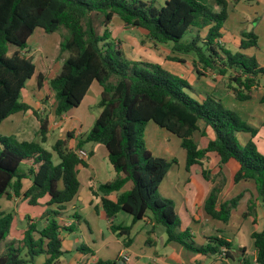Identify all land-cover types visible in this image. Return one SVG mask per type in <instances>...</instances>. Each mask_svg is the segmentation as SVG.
I'll list each match as a JSON object with an SVG mask.
<instances>
[{
  "label": "trees",
  "instance_id": "1",
  "mask_svg": "<svg viewBox=\"0 0 264 264\" xmlns=\"http://www.w3.org/2000/svg\"><path fill=\"white\" fill-rule=\"evenodd\" d=\"M212 1L215 10L198 0H165L162 5L156 0H0V123L10 115L27 110L38 120L37 140L18 141L0 135V198L22 195L29 205L37 206L45 200L46 206L35 223L26 216L21 239L6 245L0 253V264H37L35 259L39 256L44 257L40 264L58 263L64 253L62 231L76 229V224L62 228L59 218L65 215L66 204L78 193L79 165H86V160L78 158L75 150L83 149L89 142L105 146L116 174L113 179L99 183L96 189L90 187L91 193L100 197V207L110 221V230L116 236H125L126 247L132 243V224L145 220L152 225L151 232L155 225L164 226L167 243H180L209 257L224 253L217 264H264V228L251 233L255 249L253 262L245 256L244 247L235 254L230 242L214 235L207 237L205 244L194 246L189 230L180 227L172 201L162 200L158 195L161 182L177 161L154 155L145 141L149 122L175 135L185 151L186 169L200 166L206 180H210L211 170L202 167V161L209 155L216 158L215 175L221 181L211 187L203 211L207 217L226 223L241 194L218 203L225 183L222 167L227 168L232 185L252 181L257 198L264 203V153L253 140L257 128L218 99L207 96L197 100L189 93L191 87L184 78L151 62L128 60L120 41L109 36L108 26L118 16L125 25L142 29L153 42L170 43L173 51L193 54L205 67H217L220 73L231 69L235 73L231 80L237 86L233 88L234 94L246 100L250 89L257 84V76L264 75V67L259 66L254 56L242 51L232 53L219 43L229 3ZM92 13L102 16L100 33L95 29ZM36 28L45 33L58 32L59 50L69 54L59 73L49 80L56 117L79 106L91 83L97 82L101 87L97 104L100 112L88 133L77 137L75 149L68 147V141L74 137L71 131L57 139L51 150L45 149L48 117L20 100L22 89L35 73L27 41ZM194 29L191 39L183 38ZM203 29L205 34H201ZM242 36L240 49L256 45L257 36L252 31H244ZM42 77L37 73L38 87ZM199 120L213 134L202 147L193 137L199 130ZM239 132L250 135L243 145L237 139ZM53 152L58 163L53 162ZM26 178L30 185L22 190V181ZM111 194H115L114 199L110 198ZM254 209L255 203L250 201L247 214L252 215ZM121 211L131 216L130 225L112 222ZM12 219V213L0 212V243L9 234ZM78 250L93 253L82 245ZM112 262L115 263L96 259L93 264Z\"/></svg>",
  "mask_w": 264,
  "mask_h": 264
},
{
  "label": "crops",
  "instance_id": "2",
  "mask_svg": "<svg viewBox=\"0 0 264 264\" xmlns=\"http://www.w3.org/2000/svg\"><path fill=\"white\" fill-rule=\"evenodd\" d=\"M156 1L160 5H162L165 2V0H156ZM227 1L229 3V6H232V7L239 6V5L243 7L245 6L244 0H231V2H229V0ZM260 2H264V0H255L256 4ZM247 7L248 6L246 5L245 8ZM245 23L247 24L248 20H245ZM134 29H138L144 33V31L138 27H135ZM125 31L127 30H123L121 32L122 37L125 38L122 44L125 47H127V49L130 51L132 58L138 57V58H143V61H147L151 63L157 61V62H162L167 65L168 64L172 65L171 68L174 71L182 72L183 75L179 77H182L185 80H187L188 84H189L188 80H190L193 83H206L210 85V88L212 89V91L217 90L218 98L214 97L215 99H218L224 106L233 109L246 123H249V124L252 123L253 124L252 126L257 128L258 131L256 135L254 136L253 140L256 142L258 149L262 153H264V122H263L264 121V75L257 76V84L253 86V88L251 89L250 97L246 100H241V99H238L234 94V90H233L234 83L231 80V78L233 77L232 73L234 72L231 69L226 70L227 75L218 72L219 74L213 75L215 77L212 79V81H210L211 73H208L205 71L204 73V72H201L200 69L196 68L195 63H194V58L193 56L190 55V53H175L171 51V48L169 49V47L171 46L170 44H154L152 41H150L151 43L149 42L147 46H144L141 43L140 38L137 41L133 40V42H131L128 39L129 34H127ZM195 31H196L195 29L192 31V35L195 33ZM205 32H206L205 29L201 30V34H205ZM242 32H241V36H242ZM240 41L241 39H236L233 41V43H231L224 36V31H223V35L221 39L219 40V43L222 44L224 49L234 53L236 51H242V49L239 48ZM11 47L14 49L13 46ZM253 47L254 46H250L246 49L249 50V49H252ZM159 48L162 49L161 53L155 55L153 53V49L156 50ZM246 49H243V50H246ZM40 54H42V59H43V64L41 66L42 69L39 70V72L43 75L41 86L38 87L37 82H36L35 90L32 89L31 91H29L26 87H24L21 91L20 100L30 105L32 109L36 110L39 114L43 116L46 115L48 117L49 132L47 133V138L49 135H53L55 138L57 137L55 139L56 141L59 138H64L68 131L73 132L74 137L68 141V147L75 149L77 137L79 136L84 137V135L88 133V131L93 125L95 118L100 112L99 110V112L96 114L94 113L80 114L79 109L83 104H87L88 108H91V107L97 108L98 107L97 104L100 100L101 87L97 82L91 83V85L86 91L79 106L70 109L68 112L64 113L61 117H56V115L54 114V106H55L54 92L52 91L49 85V80L59 73L63 62L65 61V59L68 57L69 54L66 55V57H64L63 60H59V58L49 59L48 56L44 53L43 48H40ZM245 54L249 56H254L259 66L264 67V51L262 50L257 51L256 49L255 52H251V53H247L245 51ZM176 58H179L181 61L176 60ZM217 63H220V62L217 61ZM178 65H180L179 67H181V69H179ZM209 69H215V68H209ZM190 91H191L192 96L195 97L199 101H202L207 97L203 94H197L193 92L192 87L190 88L189 92ZM20 113L22 117L24 118L19 120L20 127L17 131V134L21 138V141L22 140L30 141L31 139L28 140L26 138H31L30 136L32 133V129L34 130L33 134H35V132L38 130V127H37L38 120L35 118L31 110H27L25 112H18L13 115H20ZM29 115H32L36 119L37 126L35 125L28 126L25 123L22 124V120L24 121L25 117H28ZM254 120H258V121L255 123ZM154 125L156 124L155 123L153 124V122H149L146 126L145 141H146L147 129L149 128L150 130L154 131V136L149 140L150 143L149 141L148 143L146 141V145L148 149L154 155H156L157 152H160V154L164 155V158H167V159L175 158L177 161L176 163H178L179 161L175 153L172 151L173 147L170 146V141L173 137L172 136L173 134L167 131L164 132L165 130H162L163 128H159L157 125L156 126ZM198 126H199L198 131L200 132L205 128V124L201 120L198 121ZM208 132H209L208 136L209 138H211L213 134L210 131ZM196 133L198 132L196 131L193 137H194V140L197 142V144L200 146V136H198L199 133L198 134ZM239 134H243L245 136L244 143L250 137L249 133L239 132L237 133V138L239 137ZM178 141L180 145L179 138H178ZM205 142L206 140L203 141V145H205ZM174 143L176 144V142ZM83 149L88 153V157L85 159L86 165L85 166L79 165L78 167L77 176L80 182L79 190L76 196L73 198V200H71L68 204H66L65 215L59 218V225L62 228H68L76 224L77 226L76 228H78L80 227V220L85 221L84 218H90L93 215H96L94 216V218H95V221H97V224L99 225L100 221L103 220L104 225L106 226V229L109 231V233L111 235L116 236V234L110 230V221L104 217V214L101 210L100 197L97 195H92L91 190H90V187L96 189L99 183L109 181L113 179L116 175L115 171L113 170L112 166L110 165L108 161V152L104 145L100 143H92V142L86 143ZM179 153L181 154V156H183L181 150H179ZM183 153H184V160H185V151ZM156 156H159V155H156ZM52 159L54 163L59 162V159L57 158V156H56V160L54 159V152H53ZM176 163H174L173 165H175ZM203 163H204V167H206L207 163L206 162H203ZM28 164L29 163L27 162L26 165L28 166ZM171 168L172 167L169 168V171L167 175L165 176V178L163 179V181L161 182V184L164 183L166 179L168 183H175V181L181 178L180 173L177 174L175 172H171L172 170ZM222 171L226 178V182H225L226 189L222 188V191L220 192L219 197H218V201H221V200L223 201L227 199L224 192L227 190L229 185H230V188L234 187V185H232L231 183L229 184L230 180H229V172L227 168L222 167ZM174 178H176L177 180H175ZM239 183L248 184V186L245 187L246 189L244 188L241 192L242 194L241 199L244 201L249 196L250 199L254 201L255 209H254L253 214L249 216L252 219V222L256 224L257 226H259L256 231H261L264 228V203H261V201H259V199L257 198V192H256L253 182L241 181ZM22 184H23L22 190H24L30 185V180L27 178L23 179ZM161 184L159 187H161ZM209 184H210V189H211L213 184L210 182ZM166 185L169 186V188L171 187V185L167 183ZM177 185H178V181L175 184V186ZM5 198L8 200V202H12L14 204H16L19 200H20V204H23V202H26V200L22 198V195H19V196L12 195L9 198L7 197ZM110 198L114 199L115 194H111ZM95 206H96V210H95ZM12 212H14V210H12ZM197 212H199V215L201 216L204 215V217H207L203 211V205L198 208ZM117 215L113 219L112 222H114L115 224L123 225L122 223L115 222V220L117 219ZM31 221H35V219H31ZM133 225L134 224H132V227ZM157 226L158 225L154 226L152 232H151L152 225L150 229L146 231L147 235L145 237V243H147L148 248H145L142 250L141 256L148 259L152 264H178V261H181L182 264H185L184 261H182L181 259V257L184 256V251L178 247L176 248V246L170 243H167L166 242L167 234L164 238L163 247L169 248L171 250V253L170 255H163L159 252V248L157 246L158 245L157 237L155 236V232H154ZM94 227L97 229L96 226ZM23 231L24 229L19 232L20 238L22 237ZM89 231H91L90 227H89ZM70 233L72 232L62 231V240H63L62 250L64 251V253L59 258V261L57 264H76L78 261L86 258V254L78 250L79 245L74 247L73 254H69L68 252L69 250L63 248V242L65 239L68 240ZM251 233H250L251 243L249 245L250 247L242 243V240L239 237L233 239L230 237L221 236V238L230 242L232 244L231 245L232 250L238 251L237 253H239V248L244 247L246 249L245 256H247L253 262L255 259V249L252 244ZM91 235H93V237L96 236V234L94 232L92 233V231H91ZM107 238H110V237L108 236ZM105 246L107 249H110L109 244L106 243ZM115 254H116V260L119 264L122 261L121 259H123V255L128 256V259L124 260L123 263L121 264H137L138 260L135 263H133V260H132L133 257L137 258L138 256L136 255L131 244L126 247L123 243L122 247H118V250L116 251ZM105 255L106 254H104L103 258L98 257V259L110 260L109 257L111 256V254H109L106 257ZM39 257H42L43 259L40 258L39 260H37V258ZM39 257L35 259V263L37 264H40L44 260L43 256H39ZM190 260L191 261L189 264H217L218 263V260L217 259L215 260V257H212V256L209 257L205 255H201V257L199 256L196 259H195V256L193 255L190 257ZM92 261L95 262L96 259ZM173 261L177 263H174Z\"/></svg>",
  "mask_w": 264,
  "mask_h": 264
},
{
  "label": "rangeland",
  "instance_id": "3",
  "mask_svg": "<svg viewBox=\"0 0 264 264\" xmlns=\"http://www.w3.org/2000/svg\"><path fill=\"white\" fill-rule=\"evenodd\" d=\"M202 2L203 4L210 7L211 10H215L216 5L213 3L212 0H198ZM231 2V0H229ZM245 6L248 7L245 8V6H229L228 8V18L225 21L223 27H224V36L233 43L236 39H242L244 37L241 36L242 31L250 32L252 31L257 36L256 45L252 49H246L242 50V52L245 53H251L257 51H264V2H260L258 4L255 3V1H247L244 0ZM158 6V4H156ZM91 18L93 19V24L95 26V29L100 33L103 30V26L101 24L102 16L95 15V13L91 14ZM245 20H248V23H245ZM124 26V27H122ZM133 26H127L124 24L123 21L119 19L118 16H114L112 18V23L108 26L109 30V36L114 41H120L121 46L123 45L122 42L125 40L124 37H122L121 32L123 30L127 34H129L128 39L133 42V40L137 41L139 38L141 40V43L144 46H147L150 41H152L150 38L146 37L143 32H141L138 29H134ZM138 30V31H137ZM142 30V29H141ZM64 32V31H62ZM192 37L191 32L185 33L183 36L184 39L189 40ZM246 39V38H245ZM61 40V36L58 32L53 33H45L41 28H36L31 37L28 39L27 44L30 47V55L32 57V61L35 65V73L34 75L27 80L25 87L31 91L32 89L35 90L36 88V80H37V73L39 70H41V66L43 64L42 54H40V48L44 49V53L48 56L49 59L53 58H59V60H63L66 55H68V51L60 52L59 50V43ZM153 42V41H152ZM151 43V42H150ZM154 44H162V43H155ZM170 44V43H169ZM172 52L180 53L177 51H173L172 47L170 46ZM13 49L12 47L10 48ZM124 56L131 61H143V58H132L130 51L123 45L121 47ZM161 48L154 50L153 53L160 54ZM43 52V51H42ZM191 56L194 58L195 67L200 69L201 72H208L211 73L210 75V81L215 77L213 75H218L220 72L218 71V68L215 69H209V67H205L202 64H199L196 61V58L193 54L190 53ZM156 62V63H155ZM153 62L157 66L161 67L162 69L166 70L172 75L175 76H182V72H176L171 67L172 65H167L162 62ZM180 65H178L179 67ZM183 66V65H181ZM176 67V68H178ZM181 69V67H179ZM204 72V73H205ZM219 72V73H218ZM227 75L226 72L222 73ZM235 73H232V76H234ZM224 76V75H223ZM189 84L193 89V92L197 94H203L205 96H211L218 98V91L213 90L210 88V85L206 83H193L190 80ZM234 83V82H233ZM234 87H237L234 83ZM253 88V87H252ZM251 88V89H252ZM250 89V91H251ZM191 94V91L189 92ZM251 95V93H249ZM192 95V94H191ZM99 108L97 107H91L88 108L87 104H83L79 112L80 114L85 113H98ZM21 113L20 115H12L6 119H4L0 123V135L2 136H11L13 138H16L18 141H21V138L18 136L17 131L19 129V120L23 119ZM258 120H254L256 123ZM264 122V121H263ZM25 123L28 126H37L36 119L29 115L28 117H25V120H22V124ZM154 124V123H153ZM249 124V123H248ZM152 125V124H151ZM252 126L253 124H249ZM156 126V125H154ZM38 127V126H37ZM253 127V126H252ZM160 128V127H159ZM30 129V127H29ZM165 130V129H162ZM205 129H203L204 131ZM33 129L31 133V140H37L38 137L33 134ZM165 130L164 132H166ZM206 131V130H205ZM168 132V131H167ZM199 133L198 136H200V146H203V141L209 139V132L206 131L202 135V131H197ZM36 133V132H35ZM196 133V134H198ZM154 136V131L147 129L146 133V141H148ZM172 139L170 141V146L173 147V152L175 153L178 163L175 165H172L171 172L180 173L181 178L177 180L178 185L175 186L177 181L175 183H168L167 179L164 183L161 184V187L158 189V195L159 198L162 200L167 201L168 199L172 201L173 205V211L175 213V216L180 222L181 229H188L189 234H191L190 240L194 242V246H199L202 244H205L207 241V237L209 236H217V237H230V238H237L239 237L242 240V243L248 245L250 247V233L252 231H256L259 226L254 224L252 222V219L247 214L248 212V204L250 201L254 202L250 197L248 196L244 201L241 199L242 197V190L248 186L246 183H237L234 184L233 188L229 187L224 192L225 196L227 197L226 200H230L234 198L236 195L241 194V197L239 198L236 207L231 209V216L230 219L225 223L221 220H216L208 217H204V215H199L198 208L201 207L205 201V199L208 197L210 192V183L215 185L219 180L221 181V177L219 175H215L218 171V166H216V158L209 155L207 158H204L202 162H206L207 166L204 167V163L202 164V167L209 168L211 170L210 180H206L203 175L200 172V166H192L189 168V170L185 167V160H184V150L179 145L178 138L175 135H172ZM57 138V137H56ZM53 135H49L47 138V141L43 143V147L47 150H51V147L56 139ZM239 143L243 145L245 136L243 134H239V137L237 138ZM176 142V144L174 143ZM150 143V141H149ZM179 150L182 151V155L179 153ZM156 155H159L160 157H164L163 154H160V152H157ZM54 159L56 160V155L54 153ZM223 173V171H222ZM225 182L226 178L223 173ZM213 179V181H212ZM252 182V181H251ZM169 184L171 187L166 185ZM230 184V181H229ZM252 184V183H250ZM249 184V185H250ZM251 186V185H250ZM223 189H226V185L224 183ZM246 189V188H245ZM222 191V189H221ZM12 196V195H11ZM45 200H41L40 204L37 206L28 205L27 202H23V204H20V200L14 204L12 202H8V200L5 197L0 198V212H10L13 215L11 227L9 234L7 237L0 243V253L4 251L6 248V245L11 242H16L17 240H20L19 232L26 227V216L30 219H37L38 216L45 210L46 206L44 204ZM224 201V200H223ZM218 201L219 202H223ZM256 201V200H255ZM259 201H261L259 199ZM217 203V204H218ZM261 203H263L261 201ZM14 210V212H12ZM93 215L90 218H84L85 221L80 220V227L76 228L72 233H70L68 240H64L63 242V248L69 250V254H73L74 247L79 246H86L92 250V254L88 253L86 254V258L78 261L76 264H93L92 260L103 258L104 254L105 257L111 254L109 259L111 261H114L115 263L110 264H119L116 260V251L118 250V247H122L123 239L125 236H114L109 233V231L106 229V226L104 225V221H100V224H97V221H95V218ZM147 216H150V213L147 214ZM38 220V219H37ZM34 222L35 221H30ZM116 223H122L123 225H130L132 222V218L128 213H125L123 211L119 212L117 215V219L115 220ZM38 227L42 226V223H36ZM96 226L97 229L94 227ZM100 226V228H99ZM77 227V226H76ZM89 227L91 228L92 233L94 232L96 236L93 237L91 235V231H89ZM94 227V228H93ZM151 224L146 223L145 220H140L134 223L133 227L130 231V237L132 238L131 246L133 247L137 258L133 257V263H135L137 260V264H152L148 259L145 257H142V250L145 248H148L147 243H145V237L147 235L146 231L150 229ZM155 236L157 237V243L159 252L163 255H170L171 250L169 248L163 247L164 238L166 236L165 228L162 225H158L155 230ZM110 238H107V237ZM183 238L186 242H189L190 240L186 238L185 234H183ZM76 241V242H74ZM107 241V242H105ZM106 243L109 244V248H106ZM176 248H180L184 251V256L181 257L182 261H184L185 264L190 263V257L195 256V259L197 257H201V254L196 252L192 249H187L184 245L180 243H170ZM233 253H237L238 251L232 250ZM66 256V255H65ZM212 257H215V260L223 258V253L219 255H212ZM42 257L37 258L39 260ZM69 258V257H68ZM43 259V258H42ZM41 259V260H42ZM214 261V260H213ZM212 261V263H213ZM170 262V261H169ZM174 263H177L173 261ZM178 264H182L181 261H178Z\"/></svg>",
  "mask_w": 264,
  "mask_h": 264
},
{
  "label": "built area",
  "instance_id": "4",
  "mask_svg": "<svg viewBox=\"0 0 264 264\" xmlns=\"http://www.w3.org/2000/svg\"><path fill=\"white\" fill-rule=\"evenodd\" d=\"M75 153H76L77 157L80 159H86L88 157V153L84 149H76ZM223 256H224V253H223ZM127 259H128V256L123 255V260H127ZM236 264H238V263H236Z\"/></svg>",
  "mask_w": 264,
  "mask_h": 264
},
{
  "label": "water",
  "instance_id": "5",
  "mask_svg": "<svg viewBox=\"0 0 264 264\" xmlns=\"http://www.w3.org/2000/svg\"><path fill=\"white\" fill-rule=\"evenodd\" d=\"M123 263V261L120 262V264Z\"/></svg>",
  "mask_w": 264,
  "mask_h": 264
}]
</instances>
